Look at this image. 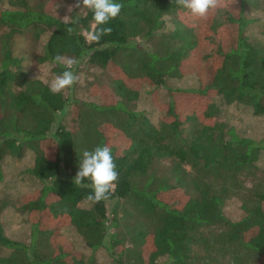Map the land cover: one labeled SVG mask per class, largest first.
<instances>
[{"label": "trees", "instance_id": "1", "mask_svg": "<svg viewBox=\"0 0 264 264\" xmlns=\"http://www.w3.org/2000/svg\"><path fill=\"white\" fill-rule=\"evenodd\" d=\"M117 2L123 8L106 25L111 34L96 43L85 38L89 10L63 20L44 3L0 0V181L6 157L29 152L26 173L39 184L10 203L0 199V212L10 205L29 224L22 242L7 237L0 221V264H102L63 250L62 227L103 250L107 264H264V164L257 165L264 140L218 119L220 106L230 104L264 114V23L256 40L247 33L256 20L249 14L263 10L264 0H222L203 19L175 0ZM25 33L46 35L34 60L54 75L65 70L58 56L109 69V96L69 104L63 92L53 94L14 54L15 35ZM197 47L208 50L200 56L209 69L203 82L168 86ZM132 81L165 89L157 124L133 108L139 90ZM105 144L119 176L110 199L92 203L91 189L74 177L80 154ZM232 196L240 200L237 219L223 213Z\"/></svg>", "mask_w": 264, "mask_h": 264}, {"label": "rangeland", "instance_id": "2", "mask_svg": "<svg viewBox=\"0 0 264 264\" xmlns=\"http://www.w3.org/2000/svg\"><path fill=\"white\" fill-rule=\"evenodd\" d=\"M29 4L44 3L45 10L55 17H60L66 20V16L72 11L82 13L84 9L75 7L76 0H27ZM71 6L72 11L68 9ZM256 20L250 23L247 28V33L252 40L258 38V32L264 23V9L261 11L252 12L249 14ZM193 22V21H190ZM45 34L38 39H33L28 33L22 35H15L14 37V54L23 57L22 69L31 77L36 78L40 75L39 69L46 70V76L40 79L42 82L50 81L55 75L51 72L50 64L37 63L34 59L40 52L42 43L45 40ZM208 52L206 47H197L187 60L184 66V74L177 79H171L167 82L170 87L193 88L203 82V77L208 74L207 66L200 64V56ZM75 72L79 76V82L73 87L63 91L65 96H68L69 104L73 99L80 101L99 102L102 98L106 99L109 96V89L106 84L112 75L109 69H99L97 67L89 66L87 64H79L75 68ZM131 87L139 90L138 100L133 108L137 111H142L152 124H157L161 115L160 106L165 102L167 96L164 88L153 89L147 84L139 81H132ZM98 86V87H97ZM100 87V88H99ZM101 89V90H100ZM189 101L184 100V107L188 106ZM70 105L58 113V118L61 121L68 119ZM57 118V119H58ZM218 119L224 121L231 126L233 130L240 136L251 137L254 140H264V114L254 116L250 110L241 105H221ZM123 143H118L122 147ZM32 156L26 152L21 158L6 157L2 162L3 179L0 181V199L8 201V203L15 200L19 195L30 192L37 188L39 184L31 179L26 169L30 166ZM263 160L257 162L259 167H263ZM249 183L246 182V186ZM240 200L235 197H229L223 209V213L227 218L237 219L242 215L239 209ZM0 221L2 223L4 234L14 240L27 242L29 238V224L25 216L8 205L0 212ZM62 237L60 243L62 249L73 253L80 252L85 258L92 256L98 263L107 264L110 258L106 253L97 249L92 251L86 247L81 237L71 227H62L59 230Z\"/></svg>", "mask_w": 264, "mask_h": 264}, {"label": "clouds", "instance_id": "3", "mask_svg": "<svg viewBox=\"0 0 264 264\" xmlns=\"http://www.w3.org/2000/svg\"><path fill=\"white\" fill-rule=\"evenodd\" d=\"M175 2L188 9L193 17L200 19L206 18L211 11L222 6V0H175ZM75 7L92 12L93 26L91 30L87 31L85 38L88 42L98 43L103 36L111 34V27H106V25L120 14L123 4L117 0H76ZM68 11H72L71 6ZM67 31L72 32L73 28L69 27ZM54 59L56 63H62L65 70L55 75L47 83L53 94H59L79 82V76L74 71L79 61L75 58L59 56ZM39 70L40 75L36 78L46 76V70ZM118 176L111 148L106 144L98 145L94 149L84 150L80 154L79 170L74 177V184L91 189L86 197L89 202H106L115 190ZM85 181L88 183L85 184Z\"/></svg>", "mask_w": 264, "mask_h": 264}]
</instances>
